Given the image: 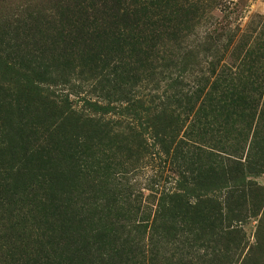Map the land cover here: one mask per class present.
Masks as SVG:
<instances>
[{"label":"rangeland","instance_id":"374dc122","mask_svg":"<svg viewBox=\"0 0 264 264\" xmlns=\"http://www.w3.org/2000/svg\"><path fill=\"white\" fill-rule=\"evenodd\" d=\"M217 59L264 72V0H0V264H264V83L184 100Z\"/></svg>","mask_w":264,"mask_h":264},{"label":"trees","instance_id":"16d2710c","mask_svg":"<svg viewBox=\"0 0 264 264\" xmlns=\"http://www.w3.org/2000/svg\"><path fill=\"white\" fill-rule=\"evenodd\" d=\"M249 54L245 51L243 55L240 56L241 59H246V55ZM220 59H217L214 63H208L210 69L207 71L208 76H201L197 82L187 86L190 91L191 98L184 96V100L191 99V108H184L185 110H190L192 113L193 121L205 129L210 126L211 114L214 111V107L219 106L217 111L226 118V113L224 112L230 105L235 103L245 105L248 100V95H242L245 93L244 85L248 87L254 86L253 89L257 87L262 88L264 83V72L254 75L246 70L243 74L242 71H236L233 68L234 73L228 70L227 65L218 64ZM249 64H252V60H248ZM247 62V63H248ZM254 65V63H253ZM253 67V66H252ZM251 66L249 67V69ZM238 85H242L243 88L235 89ZM257 85V87H256ZM188 92V91H186ZM264 99V91L262 92ZM187 102L186 104H188ZM213 104L211 109L210 105ZM224 110V111H223ZM191 117V118H192Z\"/></svg>","mask_w":264,"mask_h":264}]
</instances>
